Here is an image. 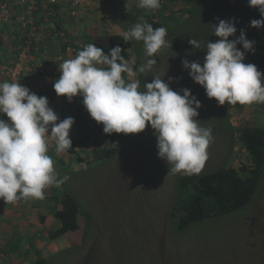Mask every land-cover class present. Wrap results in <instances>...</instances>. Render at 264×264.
Returning <instances> with one entry per match:
<instances>
[{"label": "rangeland", "instance_id": "1", "mask_svg": "<svg viewBox=\"0 0 264 264\" xmlns=\"http://www.w3.org/2000/svg\"><path fill=\"white\" fill-rule=\"evenodd\" d=\"M85 8L81 7L79 14L71 18L66 17L68 23L72 21L73 26L80 28L79 35L72 33L74 38L87 33L94 36L106 34V17L100 14L101 11H89L86 15ZM187 8L193 12L188 13ZM186 11L178 17L180 22H168L165 27L168 46L156 55L157 64L151 72L138 73L137 82L139 90L143 91L144 84L151 82L153 76H159L165 82L172 77L170 88L175 91L188 88L201 102L195 119L199 126L211 128L214 138L200 172L205 173L239 164L241 160L247 161L249 157L237 136L238 127L241 121L262 122L264 105L254 103L237 110L235 105L226 102L222 107L215 98L207 97L205 89L192 80L189 70H185L181 62L187 59L203 65L207 42L219 39L213 31L220 20L235 18V36L238 37L243 29L246 38L255 39L256 43L258 37L250 21L261 19V16L256 8L248 5V0H195L193 7L188 5ZM3 21L5 19L0 14V24ZM122 23L119 26L122 32L136 24ZM191 38L199 41L203 49H194L188 43ZM132 41L134 45L128 54L138 58L140 67L150 57H146L142 41ZM237 47L243 46L238 44ZM251 53L254 55L256 50ZM76 56L75 53L70 59ZM258 61L264 73V51ZM35 87L29 86V89L35 90ZM49 89L54 92L53 84ZM54 95L57 101L55 92ZM47 98L52 99L50 95ZM59 102L55 104L59 120L64 116L75 120L70 137L80 138L86 134V145L79 148L83 159L79 160L66 151L56 152L54 142H51L48 154L54 161L56 172L60 178L66 175L69 179L60 188L51 187L50 198L45 196L43 200L32 199L28 203L48 217L61 205L63 194L70 193L82 205L81 218L85 226L81 233L44 239L50 251V255L46 253L48 264H264V178L246 206L196 222L184 230L176 229L169 212L176 201V179L182 174L168 172V163L158 157L154 130L148 126L140 133L129 134L118 144L115 156L100 160L94 157L92 149L100 143L101 133L83 100L77 103L73 98L64 105ZM59 222L52 216L41 224L51 234ZM81 235L84 237L82 247L73 243Z\"/></svg>", "mask_w": 264, "mask_h": 264}, {"label": "clouds", "instance_id": "2", "mask_svg": "<svg viewBox=\"0 0 264 264\" xmlns=\"http://www.w3.org/2000/svg\"><path fill=\"white\" fill-rule=\"evenodd\" d=\"M248 5L261 16L250 25L264 28V0H248ZM137 6L156 10L161 0H138ZM235 23V18H229L215 25L213 34L219 39L207 42L203 65L183 59L182 66L219 105L264 104V73L255 64L244 63L245 53L254 51L255 42L246 38L243 29L236 37ZM166 36L165 27L154 29L147 22L136 23L122 33L125 43L142 41L145 55L150 57L139 67L141 74L151 72L157 64L156 55L168 46ZM188 43L194 49H203L194 38ZM121 53L119 45L109 54L93 43L85 45L75 58L59 65L60 76L53 83L55 93L68 102L82 97L91 118L103 125L106 134H137L150 126L156 136L158 157L166 160L168 172L199 174L214 139L212 129L199 126L195 119L201 102L188 88H170L172 77L165 82L153 76L140 91L139 82L123 78V73L132 76L134 72ZM0 115L7 117L0 118V199L5 204L45 199L46 188H60L69 179L58 176L48 148L51 142L58 153L72 148L69 133L74 117L59 120L46 96H38L20 82L7 81L0 82Z\"/></svg>", "mask_w": 264, "mask_h": 264}, {"label": "trees", "instance_id": "3", "mask_svg": "<svg viewBox=\"0 0 264 264\" xmlns=\"http://www.w3.org/2000/svg\"><path fill=\"white\" fill-rule=\"evenodd\" d=\"M7 0H0L1 4ZM11 16L8 20L3 21L0 24V66L10 63L17 54L21 51V46L25 44V40L28 37V28L23 26L22 23L16 22L15 13H22L23 9L20 5H16L15 0H9ZM195 0H167L161 3L159 9L155 12L151 10L139 8L138 6L131 10H123L120 12L119 24L128 21L133 23H150L153 28L166 27L168 22L178 21V17L184 12L192 13L193 9H188V5L194 4ZM15 9V10H14ZM37 17V15L35 14ZM37 25L42 23L39 19L35 18ZM63 19L56 20V25H51L49 28L41 27L42 30L48 32L50 38L56 36L59 42V48L56 49L52 46V38L47 39L49 44L48 54L45 55V63L49 64L52 61V55L56 51L66 52L67 45H73L78 55L80 50H83L84 46L93 43L97 47L102 48L105 54H109V50L112 47L119 45L122 48V55L126 59L127 63L133 68L134 75L129 76L127 73H123V78L126 82L137 81L139 60L137 57L129 55L133 48V41L130 40L127 43L123 41L122 31H115L110 34L104 35H87L84 44L77 43L71 31L63 26ZM180 22V20L178 21ZM257 35V42L254 45L256 53L252 55L251 51L245 53L244 63H253L257 66L258 70L263 72L262 64L259 66L260 54L264 51V28H255ZM61 32L65 33V36H61ZM55 34V35H52ZM68 40H65V38ZM255 40V39H254ZM253 40V41H254ZM38 43L35 42L32 45V52H35V46ZM40 52L35 55H43L46 50L43 44H40ZM241 51L243 47H240ZM260 53V54H259ZM71 55L67 54L66 60H69ZM259 55V56H258ZM43 56V58L45 59ZM62 61H58L56 66H59ZM256 62V63H255ZM36 74L43 77L41 80L48 79V76H43L45 73ZM31 71V72H33ZM55 71L53 77L55 76ZM41 78V77H40ZM55 78V77H54ZM57 78V77H56ZM50 86L43 89H30V91L39 92L45 94ZM77 102H81L82 97H74ZM254 104V103H253ZM225 105V104H224ZM222 105V107L224 106ZM264 105V104H258ZM237 110L247 108L249 105H240L237 103ZM231 107H228L230 110ZM249 108V107H248ZM77 113L79 112L76 110ZM75 111V112H76ZM64 113V112H63ZM79 114V113H78ZM80 115V114H79ZM67 118L62 117V120ZM80 121V116L76 121ZM230 124V117H228ZM78 121V123H79ZM95 121V120H94ZM87 123V122H86ZM263 123V124H262ZM258 123L241 121L238 127L237 136L241 141L246 156L249 158L247 161L241 160L239 164L222 166L213 171L193 174V175H180L175 182V195L176 201L170 209L169 217L172 225L179 230H184L190 225L218 217L229 212L235 211L246 206L254 194L257 192L258 187L264 178V121ZM101 133V141L94 145L93 150L94 157L100 160H108L116 155L118 151V144L126 138L129 134L123 133H111L106 134L103 132V125L98 124L95 121ZM147 129V127H146ZM145 129V130H146ZM82 132V130H81ZM88 132V131H87ZM86 132V133H87ZM86 134H82V137H70L72 140V148L66 150L71 156H76L77 159L82 160L83 157L79 154L80 146L86 145ZM61 206L54 209L53 215L60 221V226L52 231L50 238L57 239L64 235H73L81 233L85 226L82 220L83 208L80 201L70 193H64L60 200ZM83 235L78 240H74L73 243L82 245ZM50 255V253H48ZM48 257L46 255H39L34 264H48Z\"/></svg>", "mask_w": 264, "mask_h": 264}, {"label": "crops", "instance_id": "4", "mask_svg": "<svg viewBox=\"0 0 264 264\" xmlns=\"http://www.w3.org/2000/svg\"><path fill=\"white\" fill-rule=\"evenodd\" d=\"M134 3L138 4V0H88L87 4L85 5L86 8L84 12L86 15H88L89 11H96V12L101 11L100 14L102 13L106 17L105 22H106V35H107L112 32L120 30L119 29L120 24L118 23L120 19V12L123 10L134 9L135 7H137L135 6L137 4ZM102 18L104 17L102 16ZM63 21H64L63 26L65 28L68 27L69 29H71L72 33L75 36L80 34L79 33L80 28L77 26L78 28L77 29L76 26H73L74 23L71 24L72 21L71 22L69 21V23L66 21V19ZM50 25L44 24L42 25V27L47 26L45 28H49L51 27ZM84 28L87 29L88 26H85ZM87 35L88 33L82 34L80 36L81 38L78 39L75 38L77 43L84 44ZM100 35H104V34H100ZM51 38L53 41L52 46L58 49L59 48L58 38H56V36H53ZM35 53L37 52L36 51L33 52V55L35 56L34 58L37 60V62L38 59L40 58L45 63L46 58L44 59L39 55H35ZM73 58L74 57H72V59ZM56 71L57 73H55L54 76L55 78L52 77V81L51 82L49 81L51 84H53L54 81L58 79L60 76L59 66H58V70ZM41 79H43V77L36 74L34 71L29 72L25 75V82L22 85L28 88L29 86H31V84L39 85L42 82H45V80H41ZM31 92L34 91L31 90ZM54 92L52 89L51 90L48 89V91H46L45 94L42 93L40 94L39 92H35V93L38 96L48 97V95H50L52 99L48 98L49 106L53 108V110L58 115V108L57 106H55V104H57L60 101L59 103L64 105L65 104L64 102L65 101L68 102V100L65 96H57L58 100L56 101L55 99L56 96L54 95ZM51 104H53V106H51ZM60 113L63 114V112ZM4 119H7V117ZM260 121H264V117H261ZM55 147H56L55 144H53V148ZM50 188L51 187L44 190L45 196L47 198L51 197L52 191L50 190ZM30 200L32 199L26 201L21 200L15 203L5 204L4 201L0 199V264H32V262L36 260L37 258L36 256L46 255V253L47 254L50 253L49 247L47 246L48 243L44 242V239H49L52 233L51 234L48 233L45 230V227H43L41 223L42 222L45 223L48 218H51L52 216L54 217V215L53 213H49L47 217L46 214L40 213L39 212L40 210L38 211V209L36 208L33 209L32 206L31 208L28 203ZM59 226H60V222H59Z\"/></svg>", "mask_w": 264, "mask_h": 264}, {"label": "built area", "instance_id": "5", "mask_svg": "<svg viewBox=\"0 0 264 264\" xmlns=\"http://www.w3.org/2000/svg\"><path fill=\"white\" fill-rule=\"evenodd\" d=\"M164 1L167 0H161V3ZM15 2L16 5H20L23 9L21 14L15 13L16 22L18 21L28 28V30H26V35L28 37L25 40V44L21 46V51L17 56L10 63L0 66V82H20L23 84L25 82V75L35 70L37 73H45L43 76H48V79L46 82H42L39 85L31 84V86H37L35 87L36 89L41 88L45 90L51 86L50 82L52 81L53 73L58 70V66H56L57 62L62 61V64L66 60L67 54H75L76 48L73 45H67L66 52H60L59 49V51H56V53L52 55V61L46 64L42 59L39 58L37 62L34 58L32 45L35 42L38 43L35 46V51L38 53L41 50L40 44H43L46 52H43V55L39 56L45 57L49 50L47 39H50V35L48 32L42 30V25H56V20H65L67 16L71 18L77 13L79 14L78 11L87 4L88 0H15ZM10 3L11 2L7 0L2 3L0 7V14L5 20H8L11 16L12 10L9 7ZM35 18L39 19L42 23L40 26L37 25ZM60 34L62 37L65 36L64 32ZM59 39L60 42L62 39ZM65 40L68 39L65 38ZM0 118H6V115H0Z\"/></svg>", "mask_w": 264, "mask_h": 264}]
</instances>
